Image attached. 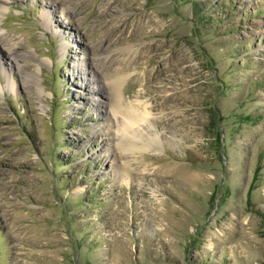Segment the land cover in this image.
<instances>
[{
	"label": "rangeland",
	"instance_id": "374dc122",
	"mask_svg": "<svg viewBox=\"0 0 264 264\" xmlns=\"http://www.w3.org/2000/svg\"><path fill=\"white\" fill-rule=\"evenodd\" d=\"M4 1L0 264H264V0Z\"/></svg>",
	"mask_w": 264,
	"mask_h": 264
},
{
	"label": "bare ground",
	"instance_id": "6f19581e",
	"mask_svg": "<svg viewBox=\"0 0 264 264\" xmlns=\"http://www.w3.org/2000/svg\"><path fill=\"white\" fill-rule=\"evenodd\" d=\"M5 9H6L5 1L0 0V14ZM105 25H109V24L105 23ZM105 25H104L105 28L111 27ZM127 27H128V21L126 22L125 28ZM116 33L118 34V31ZM1 66L3 67L0 58V67ZM106 85L110 86L109 93H105L103 96L106 97V99L108 100L107 105L109 107L111 115L117 117V115L120 114L122 116L121 120L119 121L117 120L118 122H117L116 130H117V135L119 137L117 141L118 149L141 151V150H147L148 148L152 147L154 144H157L158 141L156 135L153 137L151 136L152 134H146V132L148 133L149 128L152 126L150 125L151 121L148 120V116L150 115V113L147 109V106L143 108L140 107L142 104L138 103V104H130V105L128 104V106L123 107L122 98H121L122 96L119 93L116 94L114 90L115 85L111 83H106ZM2 90L3 88L0 85V93L2 92Z\"/></svg>",
	"mask_w": 264,
	"mask_h": 264
}]
</instances>
